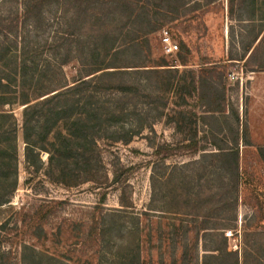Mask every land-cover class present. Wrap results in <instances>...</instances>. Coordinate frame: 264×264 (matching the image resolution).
I'll return each instance as SVG.
<instances>
[{"label":"rangeland","instance_id":"1","mask_svg":"<svg viewBox=\"0 0 264 264\" xmlns=\"http://www.w3.org/2000/svg\"><path fill=\"white\" fill-rule=\"evenodd\" d=\"M187 1L184 0V3ZM228 2L197 0L198 6L191 3L182 10L178 7L184 16L161 28L167 29L178 44L176 57L162 55L159 32L149 37L151 62L148 65L159 71L154 84L160 89L161 97L167 100V105L163 108L162 103H158L155 111H148L147 107L151 106L146 104L147 100L139 98L138 121L145 126L151 124V130L145 128L128 145L97 142L95 182L66 187L49 182L42 171L33 173L28 169L24 162L21 131L23 107H12L11 112L17 123L18 185L10 202L0 207V225H4L1 235L4 242L0 252L9 253L3 264H20L23 245L59 261H46L44 264H127L137 248L140 264H171L173 257L178 259V250L172 251L170 246L173 225L178 226L181 220H187V227L190 228L188 235L194 236L192 214L196 211L195 207L204 206L203 211L211 209V203L218 201L223 187L217 172L203 171L201 163L188 166V163L198 159V155L191 156L188 150L179 145L184 138L176 132L171 117L178 110L194 113L196 117L192 122L199 139L206 131L199 120L203 111L198 106L196 94L184 95L185 104L176 107L181 100L173 96L172 90L164 93L165 89H171L167 87L166 78L173 76L171 83H184L181 75L192 72L198 77L200 70L208 65H214L216 69V73L208 78L209 82H216V89H225L229 104L238 110L240 119L247 125L250 142V146L239 147V173L245 185L238 188L236 220L229 226L230 229L235 226L231 231L235 238L228 237V250L241 252L247 233V241L251 244L248 247L251 253L249 261H264V163L258 153L259 149L264 151V0H256L254 6L250 0L245 3L235 0L232 13ZM46 20L43 26L24 30L28 49L22 65L29 79L34 76L32 83L37 77L41 80L37 86L28 84L29 89L22 90L31 100L39 93L52 90L47 87L52 88L58 83L71 85L84 73L77 61L72 60L63 66L59 62L62 46L74 40L71 44L75 47L79 39L63 35L59 16L54 18L51 15ZM182 45L188 50H182ZM242 56V61H239ZM183 62L186 65H182ZM169 69H175L177 73L172 70L166 75ZM219 71L224 72L221 79ZM101 101L108 108L115 102L110 98ZM123 102L126 104L129 100L124 99ZM156 112H161L162 116L156 118ZM128 122L135 123L133 118ZM162 145L169 146L157 156L155 149ZM47 156L41 153L40 158L46 162ZM162 157L165 158V165H168L165 173L164 168L157 164ZM153 165L158 171L160 183L166 178L170 180L167 190L173 197L168 198L169 206L158 200L159 210L156 212L148 210ZM116 175L119 182H113ZM193 175L198 177H194L190 186L194 187V193L198 192L197 198L190 205H183L184 201L179 204L176 200L178 194L186 191L183 179L189 182ZM70 181L75 182L73 179ZM161 190L159 195L166 192L165 188ZM213 194L217 197L211 199ZM49 210L52 213L40 220ZM111 213L116 214H112V218L107 217ZM216 217L217 212L212 222L217 221ZM110 220L115 223L113 228L117 231L111 229ZM36 226L41 230H35ZM101 228L110 229V233L104 236L105 239L111 238L110 242H100L98 230ZM203 253L199 243L198 248L191 251L189 264H200Z\"/></svg>","mask_w":264,"mask_h":264},{"label":"trees","instance_id":"2","mask_svg":"<svg viewBox=\"0 0 264 264\" xmlns=\"http://www.w3.org/2000/svg\"><path fill=\"white\" fill-rule=\"evenodd\" d=\"M250 1L254 6L256 0ZM234 2H228L230 13ZM191 3L198 6L197 0H188L186 3L184 0H0V207L10 202L18 185L17 123L11 112L12 107H23L21 131L24 162L28 169L33 173L42 171L49 182L66 187L95 182L97 142L128 145L145 128L151 130V124L145 126L138 121L139 98L147 100L146 104L151 106L147 107L148 111H155L158 103L166 107L167 100L161 97L160 89L154 84L157 81L155 75L159 71L148 65L151 62L149 37L166 24L184 16L178 7L182 10ZM51 15L54 18L59 16L64 36L79 39L75 47L71 44L74 40L62 46L60 65H67L74 60L81 65L84 73L73 80L71 85L58 83L52 88L47 87L52 90L39 93L31 100L22 90L29 89L28 84L37 86L41 80L37 77L33 84L34 76L29 79L22 65L28 49L24 30L27 27L36 29L43 26L46 18ZM238 19L243 20L241 17ZM181 49L188 50L185 45ZM242 59L243 56L239 61ZM213 66L201 69L198 77L192 72L181 75L184 83H171L173 76L166 78L167 87L171 89H165L164 93L172 90L173 96L181 100V103H176V107L185 104L184 95L196 94L198 106L203 111L199 120L206 131L199 139L192 122L196 117L194 113L178 110L171 117L176 132L184 138L179 145L188 150L191 156L198 155V159L188 163V166L201 163L203 171L217 172L223 187L218 201L211 203L212 210L203 211L204 206L199 205L195 207L196 211L192 214L194 217H191L194 236L188 235L190 228L187 227V220H181L178 226L173 225L174 234L170 246L172 251L178 250L179 256L178 259L173 257L171 264H189L191 251L197 249L199 243L204 252L200 264H264L262 259L249 261L251 253L248 247L251 244L247 241V233L244 235L241 252L228 250L225 233L235 228L230 229L229 226L236 220L238 188L245 185L239 173V147L250 146V142L247 125L240 119L238 110L229 104L225 89H216V82H209L208 78L216 73ZM169 70L165 72L166 75L177 73L175 69ZM219 73L221 79L224 72ZM108 98L115 101L109 108L101 101ZM124 99L129 102L125 104ZM161 116V112H156V118ZM130 118L134 119V124H129ZM168 146L162 145L154 153L160 156ZM41 153L48 155L46 162L41 160ZM258 153L264 163V151L259 149ZM164 161L162 157L157 164L164 168L165 173L168 165ZM152 170L148 210L156 212L159 210L158 200L169 206L168 198L173 197L167 190L170 180L166 178L160 183L154 165ZM195 176H191L189 182L183 179L186 191L178 194L176 200L179 204L184 201L183 205L187 206L196 200L198 192L194 193V187L190 186ZM71 179L75 182L72 183ZM113 182H119L118 175L113 178ZM163 188L166 192L159 195ZM210 197L213 199L217 195ZM215 212L217 221L212 222ZM51 213L49 210L40 220ZM112 214L116 213L107 217ZM110 221L111 229L116 230L113 228L115 223ZM182 223L185 224L182 226ZM35 230L41 228L36 226ZM109 230H98L100 242L108 243L112 240L104 238L105 234L110 233ZM2 232L4 225H0V246L4 242ZM8 254L0 252V264H3ZM195 254L197 257V252ZM139 257L137 248L127 264H140ZM20 261V264L59 262L28 245L21 247Z\"/></svg>","mask_w":264,"mask_h":264},{"label":"built area","instance_id":"3","mask_svg":"<svg viewBox=\"0 0 264 264\" xmlns=\"http://www.w3.org/2000/svg\"><path fill=\"white\" fill-rule=\"evenodd\" d=\"M158 40L160 45V50L165 57H175L179 51L178 44L172 39V36L167 29H162L158 33ZM227 233V234H226ZM225 233V237H232L230 231Z\"/></svg>","mask_w":264,"mask_h":264},{"label":"crops","instance_id":"4","mask_svg":"<svg viewBox=\"0 0 264 264\" xmlns=\"http://www.w3.org/2000/svg\"><path fill=\"white\" fill-rule=\"evenodd\" d=\"M176 57V56H175Z\"/></svg>","mask_w":264,"mask_h":264}]
</instances>
